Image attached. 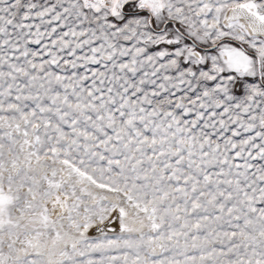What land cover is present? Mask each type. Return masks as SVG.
I'll return each mask as SVG.
<instances>
[{"label":"snow or ice","instance_id":"snow-or-ice-1","mask_svg":"<svg viewBox=\"0 0 264 264\" xmlns=\"http://www.w3.org/2000/svg\"><path fill=\"white\" fill-rule=\"evenodd\" d=\"M0 264H264V0H0Z\"/></svg>","mask_w":264,"mask_h":264}]
</instances>
